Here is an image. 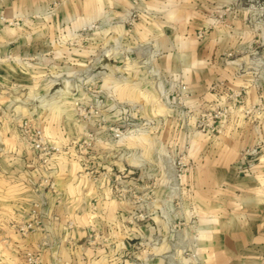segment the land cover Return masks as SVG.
Here are the masks:
<instances>
[{"label": "crops", "instance_id": "crops-1", "mask_svg": "<svg viewBox=\"0 0 264 264\" xmlns=\"http://www.w3.org/2000/svg\"><path fill=\"white\" fill-rule=\"evenodd\" d=\"M53 1H0L9 15H47L37 37L12 38L7 34L10 29L0 26L5 34L0 36L4 68L0 83L5 85L0 89V264H28L27 252L40 249L38 264H125L133 242L155 233L147 225L126 224L130 206L113 195L109 182H96L86 171L96 167L121 172L128 165L140 172L153 158L151 141L133 138L127 144L131 154L124 153L125 144L116 147L108 142L90 156L65 153L43 163L12 118V114L31 118L56 143L73 139V120L62 118V125L54 112L63 107L50 100L53 97H44L61 93H50L55 80L46 81L44 76L43 64L60 59L47 55L48 48L55 45L57 32L71 37L84 22L104 15L121 18L134 11L139 14L134 24L116 25L112 35L124 50L133 52L123 50L124 56L111 66L114 73H106L101 87L154 116L166 113V99H174L172 94L164 99L168 85L157 75L185 79L189 103L200 109L218 101L215 85L220 81L231 89H244V105L230 103L231 112L214 129L193 135L189 153L194 163L183 178L194 188L204 264H264V108L258 116L244 113L246 106L264 98L262 69L256 77L251 67L256 55L264 58V42L256 43L242 21L235 20L231 28L216 22L206 0H55L52 8ZM66 44L70 43L61 45ZM145 46L147 53L142 51ZM63 57L69 63V84L78 73L88 76L86 58L71 50ZM148 64L156 70L148 72ZM125 72L133 82L119 81L117 73ZM113 79L115 86L110 85ZM12 80L20 88L8 86ZM75 91L77 86L67 92ZM185 139L180 135L182 142ZM247 149L255 152L245 162L241 154ZM38 201L47 211L42 229L23 236L15 226ZM159 220L154 215L150 223ZM93 238L96 241L90 243Z\"/></svg>", "mask_w": 264, "mask_h": 264}, {"label": "rangeland", "instance_id": "rangeland-1", "mask_svg": "<svg viewBox=\"0 0 264 264\" xmlns=\"http://www.w3.org/2000/svg\"><path fill=\"white\" fill-rule=\"evenodd\" d=\"M56 4L54 0L51 7L54 8ZM205 5L213 10L211 17L216 22L231 28L235 20L242 21L249 27L256 43L264 42V0H206ZM137 12L121 18H111L109 15L94 18L74 30L71 37L67 32L59 34L57 32L54 38L55 47H49L47 55H58L60 59L56 62H45L43 67L46 71L44 75L46 81L55 80L50 93L56 90H61V93L44 97H53L50 100L64 108L59 113L54 112L55 117L59 115L61 122L63 119L67 122L68 117L73 120V126L70 127L74 138L70 141L52 142L59 147L56 155L74 152L79 156H90L91 153L99 152L101 146L108 142L116 147L125 144L124 153L131 154L133 150L127 147V144L133 138L151 141L154 144L153 158L151 162L147 161L142 166L143 170L140 172L128 165L121 172L96 167L86 170L96 182H109L113 195L130 206L126 224L130 226L143 224L155 230V233H148L133 242L132 254L124 258V263L204 264L200 252L202 225L194 199V188L190 181L183 178L194 163L189 153L191 140L196 132L214 129L219 120L231 112L230 103L244 105L245 91L243 88L231 89L225 82L220 81L215 85V88L219 87L218 101L209 102L200 109L189 103L190 90L185 79L170 76L165 79L157 75L156 79L162 77L168 85L167 92L163 93L164 99L168 94H172L174 99L172 101L166 99L167 112L155 116L142 111L140 106L133 102L122 100L112 89L104 91L101 87L102 78L106 73H114L111 70L114 60L124 56L123 45L113 41V29L122 23L133 25L139 17ZM45 17L47 15H9L5 13L4 8H0V26L13 29L7 30L8 36L12 38L22 36L27 38L26 35L37 37L39 34L37 28L46 22ZM0 36L5 38L3 32H0ZM62 40L70 44L61 45ZM69 50L79 57L86 58L89 64L88 76L84 72L78 73V77L70 84L69 70L66 68L69 63L64 62L66 58L63 57ZM149 50L147 46L142 48L146 53ZM125 51L133 52L130 48ZM255 57L251 64L254 74L256 77L260 76L259 70L262 69L261 75L264 76V58H260L259 55ZM105 62L109 63V68L101 67ZM116 65L121 64L118 62ZM146 66L148 72L156 70L152 65ZM3 70L4 68L0 66V71ZM117 74L121 76L120 82H133L132 77L126 72ZM115 80L113 79L110 85L115 86ZM13 82L15 80L9 82L8 86L20 88ZM2 83L1 90L5 87ZM181 83L187 85V94L181 91ZM73 86H77V91L69 94L68 88ZM80 89L83 93H80ZM63 91L65 93H62ZM240 91L242 95L239 94ZM41 97L37 96L43 101ZM260 99L264 103V98ZM247 108L249 106H246L245 110ZM214 110L221 112L216 119L210 114ZM245 110L247 116H258L263 113L257 114L253 111L247 114ZM203 115L206 122L216 120L215 124L207 128L201 126ZM12 118L20 128L19 122L23 119H30L34 123L31 118L17 114H12ZM168 118H172V122L167 120ZM66 125L68 126V123ZM182 134L185 135V142L180 140ZM49 140L51 141L50 138ZM154 215L161 219L157 224L150 223V218ZM95 241L94 238L89 240L90 243Z\"/></svg>", "mask_w": 264, "mask_h": 264}, {"label": "built area", "instance_id": "built-area-1", "mask_svg": "<svg viewBox=\"0 0 264 264\" xmlns=\"http://www.w3.org/2000/svg\"><path fill=\"white\" fill-rule=\"evenodd\" d=\"M180 86L181 91L187 94V85L185 83H181ZM239 94L242 95V92L240 91ZM263 108L264 103L262 102V99H260L255 105L247 108L245 111L247 112V114L253 113V111H256L257 114H259L262 113ZM210 114L212 115V117H214V119H216L219 117L221 112L214 110L211 111ZM215 122L216 120L206 122L203 115V118L200 121V125L204 128H207L215 124ZM19 125L21 126L24 137L30 142L32 149L36 152L37 156L42 160L43 163L49 162L52 156L57 154V152L59 151V147L52 141H50L45 131L43 129L37 128L30 119L21 120V122H19ZM254 152V149L245 150L241 154V159L245 162L248 161V159L254 154ZM46 212L47 211L44 209L42 201L34 202L33 206L27 214V218L19 221L16 224L15 229L23 236H27L34 231L42 229V221L44 216L46 215ZM41 255V249L38 251L27 252V263L38 264L41 260Z\"/></svg>", "mask_w": 264, "mask_h": 264}]
</instances>
